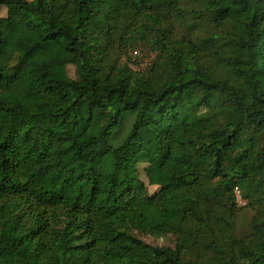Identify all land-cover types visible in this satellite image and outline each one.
I'll return each mask as SVG.
<instances>
[{
	"label": "trees",
	"instance_id": "obj_1",
	"mask_svg": "<svg viewBox=\"0 0 264 264\" xmlns=\"http://www.w3.org/2000/svg\"><path fill=\"white\" fill-rule=\"evenodd\" d=\"M8 9L36 38L19 54L21 26L0 31V90L73 74L35 80L31 109L0 102V264H264V0Z\"/></svg>",
	"mask_w": 264,
	"mask_h": 264
},
{
	"label": "rangeland",
	"instance_id": "obj_2",
	"mask_svg": "<svg viewBox=\"0 0 264 264\" xmlns=\"http://www.w3.org/2000/svg\"><path fill=\"white\" fill-rule=\"evenodd\" d=\"M251 2L255 4H260L261 0H251ZM6 14L0 16V31L5 30V26L9 22H13L14 26L20 27L21 31L15 34V41L12 43L13 47L18 51L19 54H23L35 40V36L23 26L25 24L24 20H26V16L17 15L18 12L14 9H8L4 11ZM18 46V48H17ZM130 66L131 68H137V64L140 62H144L147 67L151 65L154 56L142 49H136L129 54ZM144 71V70H143ZM73 74L71 71H67L65 67H54L49 72L39 74L36 78H34L32 71L30 68H25L24 73L21 78V82H19L16 86H7L3 87L0 90V102H12L18 107H26L32 108V94L37 89V84L35 80L48 82L54 78L60 80H67ZM5 85V84H4ZM44 184L48 189H54L57 187L58 182L56 178V173L53 171H48L44 176ZM240 206H244L243 204H239ZM252 215L249 212H246L242 219L239 222V226L241 228H245V226L251 221ZM143 241L150 247H173L176 245V237H167L160 239H153L152 237L143 238ZM137 257L143 258H151L149 251H136L134 253Z\"/></svg>",
	"mask_w": 264,
	"mask_h": 264
},
{
	"label": "built area",
	"instance_id": "obj_3",
	"mask_svg": "<svg viewBox=\"0 0 264 264\" xmlns=\"http://www.w3.org/2000/svg\"><path fill=\"white\" fill-rule=\"evenodd\" d=\"M136 66L137 68H132L135 72H142L143 70L148 68L144 62H140ZM236 197L239 204L246 205V201L242 199L241 194L238 190L236 191Z\"/></svg>",
	"mask_w": 264,
	"mask_h": 264
},
{
	"label": "clouds",
	"instance_id": "obj_4",
	"mask_svg": "<svg viewBox=\"0 0 264 264\" xmlns=\"http://www.w3.org/2000/svg\"><path fill=\"white\" fill-rule=\"evenodd\" d=\"M54 172V171H53ZM45 176V175H44ZM56 178H57V176H56ZM43 181H44V177H43ZM46 187V186H45ZM48 189V188H47ZM52 190V189H51Z\"/></svg>",
	"mask_w": 264,
	"mask_h": 264
},
{
	"label": "crops",
	"instance_id": "obj_5",
	"mask_svg": "<svg viewBox=\"0 0 264 264\" xmlns=\"http://www.w3.org/2000/svg\"><path fill=\"white\" fill-rule=\"evenodd\" d=\"M26 108V107H25ZM27 109H30V108H27Z\"/></svg>",
	"mask_w": 264,
	"mask_h": 264
}]
</instances>
